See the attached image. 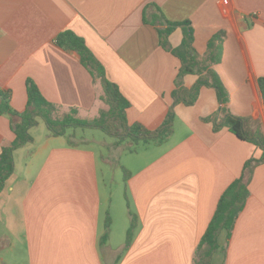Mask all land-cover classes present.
Instances as JSON below:
<instances>
[{
  "label": "crops",
  "instance_id": "crops-1",
  "mask_svg": "<svg viewBox=\"0 0 264 264\" xmlns=\"http://www.w3.org/2000/svg\"><path fill=\"white\" fill-rule=\"evenodd\" d=\"M155 10L170 22L191 23L200 58L214 35L225 34L213 67L228 91L225 108L246 130L264 134V0H0V90L11 92L15 111L26 109L28 80L61 114L76 110L94 120L109 110L101 82L58 45L65 31L85 41L129 101V124L155 131L175 111L172 136L124 178L129 214L118 225L121 240L92 142L78 131L52 137L43 122L32 128L34 142L15 151V172L0 194V264H194L221 196L247 161L263 155L226 127L215 130L223 118L215 89L203 87L192 106L175 105L174 91L191 89L199 76L179 79L180 59L161 46L150 23ZM182 40L178 28L170 47ZM70 136L84 141L70 144ZM14 139L9 117L0 115V155ZM122 145L133 152L132 143ZM246 180V207L231 237L221 233L212 264H264V163ZM130 213L137 223L126 248Z\"/></svg>",
  "mask_w": 264,
  "mask_h": 264
},
{
  "label": "trees",
  "instance_id": "trees-1",
  "mask_svg": "<svg viewBox=\"0 0 264 264\" xmlns=\"http://www.w3.org/2000/svg\"><path fill=\"white\" fill-rule=\"evenodd\" d=\"M148 22V21H147ZM157 28L160 44L170 50L181 61L179 79L189 74L199 76L196 84L191 89L179 88L174 91V102L186 106L194 105L203 87L215 89L223 118L218 124L214 121L215 130L226 127L240 140L252 143L263 152L261 158H252L246 162L241 177L235 180L221 196L215 214L198 246L194 264H212L214 255L221 250L220 236L226 231L230 238L236 222L244 211L250 196L249 181L246 175L252 173L254 168L264 163V134L258 127L255 131L245 129V120L234 116L225 108L229 102L228 91L221 81L218 73L213 68L222 60L223 42L225 34L220 32L212 37L208 43V51L204 58H200L194 48V30L191 23L168 21L162 13L155 10L150 21ZM180 28L183 31V40L179 47H170L171 35ZM58 45L69 52L76 53L81 64L89 71L95 80L102 84L104 96L102 100L109 106L108 111H102L94 120H82L77 117V111L71 110L60 113L58 107L47 101L41 94L37 85L28 80L27 106L25 111L17 112L11 106V92L0 90V115L10 119L11 129L15 135L13 142L4 147L0 155V194L6 186V182L15 172L14 153L16 150L34 142L30 130L43 122L52 137L67 136L69 132L75 134L78 130L98 128L107 136L117 140L118 146L129 142L132 145L139 143L164 144L173 134L175 120L174 107L169 111L163 124L155 131H150L140 124H129L127 110L129 101L121 94L119 88L111 83L107 77L104 66L97 60L87 47L85 41L71 31H65L57 39ZM259 90L264 98V78L258 79ZM74 136L69 137L73 144ZM128 175L125 176L127 179ZM131 227L127 232L125 247L128 248L133 238L137 217L130 213ZM111 227L110 218L106 221V230L101 238V245H105L109 238Z\"/></svg>",
  "mask_w": 264,
  "mask_h": 264
},
{
  "label": "rangeland",
  "instance_id": "rangeland-1",
  "mask_svg": "<svg viewBox=\"0 0 264 264\" xmlns=\"http://www.w3.org/2000/svg\"><path fill=\"white\" fill-rule=\"evenodd\" d=\"M40 127V129L46 131L44 124H41ZM77 133L83 134L87 140L91 141V145L95 146L94 151L98 152L103 185L109 189L111 217L117 223L116 239L120 238L121 240L123 236L118 230V225L121 224V221L128 219L129 214L125 197L124 178L129 173H134L143 167L156 155V151L153 150L154 144L139 143L130 147L133 152H124L122 150L127 148L125 145L118 146L116 139L110 138L98 128L78 130ZM83 141L77 139L74 143L79 145ZM105 161L108 163H105ZM117 240L116 242H118ZM3 250L5 249L0 252Z\"/></svg>",
  "mask_w": 264,
  "mask_h": 264
}]
</instances>
